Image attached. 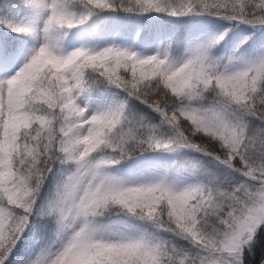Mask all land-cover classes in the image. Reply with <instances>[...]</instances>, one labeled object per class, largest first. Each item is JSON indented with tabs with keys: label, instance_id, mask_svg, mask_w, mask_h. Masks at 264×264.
I'll return each mask as SVG.
<instances>
[{
	"label": "snow or ice",
	"instance_id": "1",
	"mask_svg": "<svg viewBox=\"0 0 264 264\" xmlns=\"http://www.w3.org/2000/svg\"><path fill=\"white\" fill-rule=\"evenodd\" d=\"M0 264H264V0H0Z\"/></svg>",
	"mask_w": 264,
	"mask_h": 264
},
{
	"label": "trees",
	"instance_id": "2",
	"mask_svg": "<svg viewBox=\"0 0 264 264\" xmlns=\"http://www.w3.org/2000/svg\"><path fill=\"white\" fill-rule=\"evenodd\" d=\"M259 258H260V256H259V252H258V254H257V256H256V261H258L259 260Z\"/></svg>",
	"mask_w": 264,
	"mask_h": 264
}]
</instances>
